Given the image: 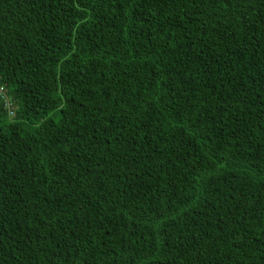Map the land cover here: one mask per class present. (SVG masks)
Instances as JSON below:
<instances>
[{
	"label": "trees",
	"instance_id": "1",
	"mask_svg": "<svg viewBox=\"0 0 264 264\" xmlns=\"http://www.w3.org/2000/svg\"><path fill=\"white\" fill-rule=\"evenodd\" d=\"M0 264H264V0H0Z\"/></svg>",
	"mask_w": 264,
	"mask_h": 264
},
{
	"label": "rangeland",
	"instance_id": "2",
	"mask_svg": "<svg viewBox=\"0 0 264 264\" xmlns=\"http://www.w3.org/2000/svg\"><path fill=\"white\" fill-rule=\"evenodd\" d=\"M48 117H49V118H50V117H53V115H49Z\"/></svg>",
	"mask_w": 264,
	"mask_h": 264
},
{
	"label": "built area",
	"instance_id": "3",
	"mask_svg": "<svg viewBox=\"0 0 264 264\" xmlns=\"http://www.w3.org/2000/svg\"><path fill=\"white\" fill-rule=\"evenodd\" d=\"M9 114L12 115V112H10Z\"/></svg>",
	"mask_w": 264,
	"mask_h": 264
}]
</instances>
